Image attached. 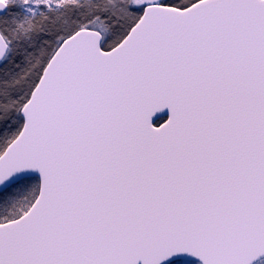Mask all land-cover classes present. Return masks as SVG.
<instances>
[{
  "label": "water",
  "instance_id": "obj_1",
  "mask_svg": "<svg viewBox=\"0 0 264 264\" xmlns=\"http://www.w3.org/2000/svg\"><path fill=\"white\" fill-rule=\"evenodd\" d=\"M156 1L115 46L82 27L45 66L0 154V193L40 180L0 264L264 259V0ZM9 49L0 30V65Z\"/></svg>",
  "mask_w": 264,
  "mask_h": 264
},
{
  "label": "rangeland",
  "instance_id": "obj_2",
  "mask_svg": "<svg viewBox=\"0 0 264 264\" xmlns=\"http://www.w3.org/2000/svg\"><path fill=\"white\" fill-rule=\"evenodd\" d=\"M5 1L9 3V9L5 15L0 17V30L10 45L6 57V60L9 58L10 61L0 66V153L5 149L4 146L12 134L20 127L21 123L16 121L17 128L16 126L13 128V114H16L18 106L21 110L25 104L38 75V71H35L33 76V70L29 75H20V68L23 66H20L21 64L14 56L18 55L21 49L24 54L27 53V50L23 48L34 39L37 17L41 15L45 19L65 22L63 26L66 31H74L78 24L86 26L92 21H99V24L108 30V34L104 35V47L111 48L124 38L126 31L138 20L148 3V0ZM194 1L196 0H179L182 4L180 6H188ZM170 2V0H162V3L170 4ZM107 15L109 16L107 21L112 24L105 21L104 17ZM87 17L90 18L87 20ZM76 22L78 23L75 25ZM113 29H116V32ZM169 264L202 263L192 259H179ZM256 264H264V259Z\"/></svg>",
  "mask_w": 264,
  "mask_h": 264
},
{
  "label": "trees",
  "instance_id": "obj_3",
  "mask_svg": "<svg viewBox=\"0 0 264 264\" xmlns=\"http://www.w3.org/2000/svg\"><path fill=\"white\" fill-rule=\"evenodd\" d=\"M170 1H171L170 2L171 5H175L179 7H186V6H180L182 4L179 2V0H170ZM142 14L143 12L141 13L140 17L142 16ZM110 16L115 18L112 15ZM108 17H109L108 15L104 17L105 21L108 24H112L107 21ZM89 18L87 17V20ZM35 22H36L35 32L33 35L34 39L31 41L30 44H28V46L26 45L23 48L27 50V53L24 54V52H22V49H21L18 55L16 54L14 55L17 61L21 64L20 66H23L20 68V75L22 76L29 75L30 72L33 70L32 73L34 76L35 71H38L37 78L35 79L34 84L31 88L32 91L37 85V83L39 82V79L41 78L43 74L45 66L47 65L52 55L55 53V51L61 45V43L64 41L65 38H67L69 35H71L72 33H74L75 31H77L78 29L82 27H90V28L99 29L100 31L103 32L104 35L108 34V30L103 28L99 24V21H95V22L92 21L88 23L86 26H80L79 24L76 25L78 23L76 22L75 23L76 29L74 31H66L63 26L65 25V22L62 23L61 21L56 22V20L54 19H45L44 16H41V15L37 17ZM132 26L126 31L125 36L128 34ZM113 30L116 32V29H113ZM5 60L1 65L4 66L5 64H8V62L10 61L9 58L6 61ZM30 95L27 96L26 101L29 99ZM12 118L14 119V122L12 124L13 128L15 126L17 128L16 121H18V123L20 122L21 124H20V127L16 129V132L12 134L11 138L5 144L4 146L5 149L8 146V144L19 134L24 124V118L21 114V110L19 106L16 110V114L14 113ZM163 120H165V117L160 118L158 122H161ZM39 190H40L39 178L29 177V178H25L21 180L20 182L10 186L5 191L1 192L0 193V222H5L8 220L15 219L21 216L23 213H25L31 207L35 199L37 198L39 194Z\"/></svg>",
  "mask_w": 264,
  "mask_h": 264
},
{
  "label": "flooded vegetation",
  "instance_id": "obj_4",
  "mask_svg": "<svg viewBox=\"0 0 264 264\" xmlns=\"http://www.w3.org/2000/svg\"><path fill=\"white\" fill-rule=\"evenodd\" d=\"M150 2H151V1L148 0V3H147V4H149ZM130 30H131V29H130ZM120 41H121V40H120ZM120 41H119V42H120ZM119 42H118V43H119ZM163 121H164V120H163ZM161 122H162V121H161ZM161 122H158L157 124H160Z\"/></svg>",
  "mask_w": 264,
  "mask_h": 264
}]
</instances>
